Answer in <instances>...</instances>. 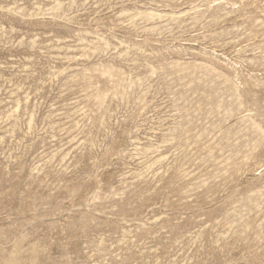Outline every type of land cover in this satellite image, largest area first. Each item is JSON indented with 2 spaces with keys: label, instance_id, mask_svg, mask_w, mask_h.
Here are the masks:
<instances>
[{
  "label": "rangeland",
  "instance_id": "1",
  "mask_svg": "<svg viewBox=\"0 0 264 264\" xmlns=\"http://www.w3.org/2000/svg\"><path fill=\"white\" fill-rule=\"evenodd\" d=\"M0 264H264V0H0Z\"/></svg>",
  "mask_w": 264,
  "mask_h": 264
}]
</instances>
